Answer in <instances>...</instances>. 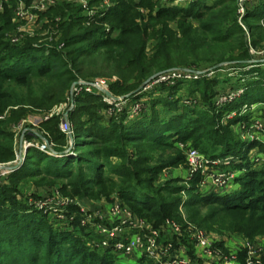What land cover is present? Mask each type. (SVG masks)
I'll use <instances>...</instances> for the list:
<instances>
[{
  "label": "rangeland",
  "instance_id": "obj_1",
  "mask_svg": "<svg viewBox=\"0 0 264 264\" xmlns=\"http://www.w3.org/2000/svg\"><path fill=\"white\" fill-rule=\"evenodd\" d=\"M3 1H6L8 6L13 9L12 19L15 20V25L9 31L10 35L18 37L23 34V30H28L29 26L32 25L33 38L36 40L35 46L37 48L44 49L47 54L55 49L64 51L69 56L67 59L70 62L76 60L78 66L74 67L81 69L82 76H79L73 85L79 81L94 83L98 80L106 84L105 91L92 93V95L101 98L104 106H98V101L91 99L85 102L86 107L82 110H79V96L75 102L69 92L64 95V98H59V88L53 80L37 77L29 86L12 85L16 105L10 107L4 117H0V121L4 130L13 136L14 156L11 159H0V190L1 188L9 190V194L16 203L13 205L10 201L9 203L6 202L5 207L13 209L17 205L19 211V209L27 206V209L25 207L26 210L22 211L21 209V214L35 211L38 212V216H41L39 213H44V206L45 208L48 205L50 206L49 201H52V203L54 201V205L60 203L61 205L58 204V206L64 211L57 215L54 212L47 214L48 223L56 230L70 231L77 234L92 249H96L101 253L112 254L118 264H141V262L143 264H164V261H158L146 255L141 256L140 253L132 256L126 255L100 245L101 235L99 230L103 224L109 223L107 219L109 218L108 211L116 205H119L126 212L124 215L126 219L131 220L129 218H133L137 222H143L142 226L144 227L149 226L159 229L162 236L161 244L175 240L177 243L175 251L184 256L189 263L223 264L221 258L228 257L236 264H247L246 243L252 242L258 246H264V233L256 235L254 238L250 237L246 234V229H240L235 225L237 222L236 215L229 212H218L211 207L199 210L198 206L188 207L186 204L189 199V191L193 190L194 186H196L198 192L204 195L206 192H208L207 194L214 193L213 191H217L219 194L235 191L234 194H236L241 188L238 178L247 171L245 165L235 167V164L245 163L244 158L241 159L237 154L230 153L215 158L211 157L200 150L201 146L196 147V138L181 141L175 132H172L170 136V140L173 141L171 147L149 142H146L142 147L127 146V154L133 159L142 158L143 156L150 158L145 165H143V162L139 163V166L151 168L141 175L140 179L147 178L151 180L157 192L155 195L156 200L166 205L162 216L157 218L134 210L133 207L123 201L120 195L119 177L117 174L110 172L111 166L106 169L105 174L112 177V181L106 186L112 188V191L98 195L95 190H92L87 192L85 196H81L74 194L73 188L68 185L70 177L56 178L46 174L45 170L49 169L50 161L49 159L45 160L44 157L40 158L39 154L42 152L44 156L65 158L67 156L75 157L81 152L86 153L89 150L101 148L103 146L100 144L97 146L78 145L77 140L81 132L78 126L79 121L84 122L87 128L86 131L93 128L91 126H93L94 121H100V125L103 127L110 126L115 120L120 119L123 120L124 124H129L134 119L141 118L150 111L152 112L155 103L158 104L153 109V113L163 118L170 108V105L164 104V102L170 101L176 103L178 112L184 110L189 111L188 113L195 110L208 112L210 118H215V122L213 121L215 124L213 125L221 132V136L230 135L240 142L241 147L245 149L243 153L248 156V162L254 168L264 167V33L260 36L263 40L259 45L250 47L252 59L249 62L241 63L229 59L218 70H213L212 68L215 65L207 63H203L200 69L176 66L153 74V76H156L172 71L181 72L182 76L178 79H172L171 83L155 82L153 79L147 84L146 89L136 95L133 94L146 80L131 93L117 94L114 91L113 83L123 81L124 75L135 77L136 72L133 69H127L128 58L109 59L104 54V48H99V51L93 54L88 50L86 55H72L76 49L86 46L87 43H79L78 39L73 40V38L70 43H66L62 39L63 32L60 24L70 23L73 19L70 15V9H65V15L51 16L49 14L45 15V13L65 4H72L80 8L85 19L75 26L76 29L70 34L73 36L84 32L80 29L82 23L83 27L84 25L88 27L99 24V21H96L97 19L93 22L88 20L87 15L90 9L101 12L106 8H110L107 11L109 13L119 0H58L54 5L43 11L44 15L39 14L33 8L32 21L22 19L23 22L17 18L19 6L23 2L27 10L30 6H34V2L38 0ZM83 1L88 2V9L84 8ZM134 1L139 2L141 0ZM195 1H206L211 4L214 0H157L158 5L155 7L153 14L159 11L160 6L164 9L174 6L188 8ZM260 3L261 0H245L244 11L239 12L238 22L246 30L249 40L252 39V33L248 27V11L255 9ZM4 8L5 6H2L0 11H4ZM143 12L142 23L148 20V11L143 10ZM57 17H62L60 23L56 21ZM260 22L264 25L263 20ZM100 24L102 23L100 22ZM102 26L109 40L119 38L120 30L115 28L116 25L104 21ZM170 26L178 31L175 22H172ZM6 38L10 39L8 34ZM22 41L25 40L22 39L20 42ZM156 42L153 38L147 39V55L154 52ZM193 70L203 72V75L199 78L192 77L189 74L190 71L194 72ZM206 80H215V85L210 86V89L206 91L208 94L213 92L211 99L209 98L212 100L211 102H208L197 90L198 82H206ZM188 86L194 89H188ZM74 103L76 104L74 105ZM244 106H248L249 109L246 108L245 110ZM54 118L58 119L59 129L66 135L64 142L55 140L52 131L48 129L51 127L52 121L56 120ZM67 123L70 127L68 130H66ZM203 142V145L212 143L206 138ZM249 146L250 149H247ZM60 147L63 150L60 151ZM190 148H196L208 160L221 161V163L211 162L208 165L209 167H203L207 168L206 171L200 169L201 171L192 172L187 159V152ZM177 157L182 158L179 165L166 166L160 173L159 171L155 173L153 168ZM228 158L232 160L234 158L237 161L231 160V163H227L225 160H228ZM139 160L142 161L143 159ZM114 162L120 164L121 161L115 157ZM134 164L133 168H136L137 164ZM16 166L18 169L12 171ZM221 173H228L229 177H232L231 182L225 185L215 183L214 180ZM13 174L16 176L25 175V177L15 185L17 182L11 178ZM231 186L236 188H231ZM102 212L106 213L104 218L101 217ZM83 221L85 222L83 223ZM172 222L179 226L178 232L170 227ZM197 230L203 231L215 243L217 255H207L198 246L194 235ZM253 258L263 259L264 256L255 255Z\"/></svg>",
  "mask_w": 264,
  "mask_h": 264
},
{
  "label": "trees",
  "instance_id": "obj_2",
  "mask_svg": "<svg viewBox=\"0 0 264 264\" xmlns=\"http://www.w3.org/2000/svg\"><path fill=\"white\" fill-rule=\"evenodd\" d=\"M157 5V0H119L109 13L96 20L99 24L83 27L82 23L80 29L84 32L73 36L70 34L76 29L75 26L85 19L80 8L65 4L53 8L47 14L65 15V9H70L71 18L74 20L60 24L62 39L66 43H70L72 38L78 39L79 43H87L86 46L76 49L72 55H86L88 50L93 54L97 53L99 48H104V54L109 59L128 58L127 69H133L136 72L135 77L123 74V81L113 83L117 94L131 93L153 77L154 73L176 66L200 69L203 63L217 65L229 59L241 63L249 62L252 59L250 47L258 46L264 39L260 38L264 33V25L260 22L264 21V0H261L255 9L248 11L251 40L238 22L240 0H214L211 4L195 1L188 8L174 6L164 9L159 5V11L153 14ZM4 6V11H0V116L16 105L12 85L29 86L37 77L53 80L57 83L59 98L62 99L79 76H82L81 69L75 68L78 66L76 60L70 62L64 51L55 49L47 54L44 49L35 46V38L26 39L18 45L10 43L6 36L13 27V9L7 2ZM143 10L148 11V20H144V23L141 22L144 18ZM104 21H109L120 30L118 39L107 38L102 26ZM172 22L176 23L178 31L171 28ZM149 38L157 41L151 55L146 53ZM198 85V92L211 102L213 92L208 94L206 91L215 85V80L199 81ZM188 89L194 88L188 86ZM91 99L98 101V106H104L99 96L82 94L78 98L79 110L84 109L85 102ZM157 104L153 105V109ZM164 104L170 105V108L163 118L154 114L152 109V112L134 119L129 124H124L120 119L110 126L103 127L100 121H94L91 126L93 128L88 131L84 122L79 121L81 132L77 140L78 145L100 144L103 147L65 158L44 156V153L40 152L39 157L49 159L51 164L45 173L56 178L70 177L68 185L76 195L85 196L92 190L101 195L112 191V188L106 187L112 177L105 174L106 169L111 166L110 172L119 177L123 201L134 210L153 218L161 217L166 205L156 200L157 192L153 182L147 178L140 179L141 175L151 168L139 166V163L143 162L145 165L150 158L143 156L133 159L127 154L126 147H142L146 142L171 147L173 141L170 136L175 132L181 141L196 138V147L201 146L200 150L211 157L237 154L241 159L244 158L245 163L235 164V167L245 165L247 168L238 178L241 188L236 194L204 195L194 186L193 190L189 191V199L186 202L188 207L198 206L199 210L211 207L218 212H229L236 215L235 225L246 229L248 236L254 238L264 233V167L254 168L248 162V156L243 153L245 149L241 147L240 142L230 135L221 136V132L213 125L215 118H210L208 112H178L175 102L165 101ZM54 119L56 120L52 121L48 129L52 131L55 140L64 142L66 135L60 131L58 119ZM205 138L212 143L203 145ZM14 146L13 136L4 130L0 121V159L13 158ZM248 148L250 149V146ZM115 157L122 163L114 162ZM181 160L180 157L173 158L153 169L155 173H160L166 166L179 165ZM134 163L137 164L136 168H133ZM24 177L25 175L15 174L11 176L12 180L17 182L15 185ZM9 201L13 205L16 203L9 190L1 188L0 264H118L112 254L92 249L77 234L54 229L46 219L47 214L39 213L41 216H38L35 211L21 214V209L26 210L27 206L19 211L17 205L13 209H7L5 204Z\"/></svg>",
  "mask_w": 264,
  "mask_h": 264
},
{
  "label": "built area",
  "instance_id": "obj_3",
  "mask_svg": "<svg viewBox=\"0 0 264 264\" xmlns=\"http://www.w3.org/2000/svg\"><path fill=\"white\" fill-rule=\"evenodd\" d=\"M2 2V0H0ZM23 0H21L22 2ZM58 0H38L34 2V6H30L27 10L25 9V5L22 2L21 6H19L17 10L18 20L22 21V19H27L29 21H32L33 19V11L34 8L38 13L45 11V9L51 7L54 5ZM84 8L88 9V2L83 1ZM244 3L245 0H241L240 3V10L239 12L244 11ZM108 5V4H107ZM3 4L0 5V9L2 8ZM46 9V10H47ZM110 8H106L105 10H102L101 12H98V10L90 9L88 11V20L90 22L95 21L98 18H101L106 15L107 11ZM56 21L60 23L62 21V17H57ZM23 22V21H22ZM58 28V25H57ZM24 37V34H20L18 37H12L10 39V42L12 44L19 43ZM212 73V72H211ZM192 77L199 78L203 75V72H191L190 74ZM181 72H167L165 74L156 75L154 78L155 82H170L172 79H178L180 78ZM190 76V78H192ZM153 81V82H154ZM106 84L105 82L97 81L94 83H89L86 81H79L76 82L71 90L69 91V95L72 97V100L75 102L76 98L78 96H81L84 93H99L101 91H105ZM146 89V88H145ZM111 96V94H110ZM76 103H74L75 105ZM245 110L248 108V106H244ZM249 109V108H248ZM244 116V115H243ZM0 117H4L0 116ZM67 129H70L69 124H66ZM46 147V146H45ZM187 159L189 161L190 167L192 169V172L206 171L203 168L205 166L209 167L208 165L212 163H221V161H213L208 160L205 158V156L198 151L196 148H190L187 152ZM225 160L227 163H231L233 160L236 162L237 159ZM231 161V162H230ZM18 169V167H14L12 171ZM201 169V170H200ZM232 177L225 173H221L217 175L216 179L214 180L215 183H218L219 185H225L227 183L231 182ZM50 206L48 205L46 208L44 206V214H51V212H54L56 215L60 212L62 213L64 210L61 209V207L58 206L60 203H55L57 205H54V201H49ZM74 203V202H73ZM70 204V202H69ZM61 205V204H60ZM72 205V204H71ZM109 213V223L103 224L102 228L99 230L100 232V245L104 248H110L113 249L116 252H121L126 255H135L136 253H140L142 255H146L148 257L154 258L156 260H163L164 264H192L189 263L184 256L179 254L178 251H175V246L177 245L175 240L167 241L165 244H161V232L159 229L149 227V226H142L143 222H137L133 218H129L131 220H128L124 217L125 211L118 205L113 206L108 211ZM104 213V214H103ZM105 212L101 213V217L104 218L106 215ZM85 221H83L84 223ZM170 227L178 232L179 226L172 222ZM127 228L135 229L136 231L130 232ZM140 230L138 231V229ZM195 238L198 246L203 250L205 254L209 255H217L216 246L215 243L201 230H197L195 233ZM247 249V264H264V258H253L255 255L264 256V246L263 245H255L252 242H247L246 247ZM223 264H236L234 261L229 260L228 257L221 258Z\"/></svg>",
  "mask_w": 264,
  "mask_h": 264
},
{
  "label": "crops",
  "instance_id": "obj_4",
  "mask_svg": "<svg viewBox=\"0 0 264 264\" xmlns=\"http://www.w3.org/2000/svg\"><path fill=\"white\" fill-rule=\"evenodd\" d=\"M6 1H3L2 0V2L0 1V4H3V6H4V3H5ZM39 14H43V12H39ZM44 15V14H43ZM45 15H47V13H45ZM12 22H13V25H15V20H13L12 19ZM31 24V23H30ZM29 24V25H30ZM19 31H21L20 29H19ZM24 32H22L23 34H24V37H23V39L24 40H26V39H29V38H33V26L32 25H30L29 26V28H28V30L27 29H25V30H23ZM8 34V36L10 37V39L12 38V37H14V36H12V35H10L9 34V32L7 33ZM7 39V38H6ZM10 39H7L9 42H10ZM22 42H24V41H22ZM22 42H19V43H16V45H18V44H21ZM11 43V42H10ZM15 45V44H14ZM233 186H231V188H232ZM233 188H236V187H233ZM214 193H219V192H215V191H213ZM208 192H206V194H207ZM235 193V191H227L225 194H228V195H232V194H234ZM130 232H133V231H136L135 229H130V228H127Z\"/></svg>",
  "mask_w": 264,
  "mask_h": 264
},
{
  "label": "water",
  "instance_id": "obj_5",
  "mask_svg": "<svg viewBox=\"0 0 264 264\" xmlns=\"http://www.w3.org/2000/svg\"><path fill=\"white\" fill-rule=\"evenodd\" d=\"M222 66H223V63H220V64L215 65L212 69H213V70H218V69H220ZM193 71L196 72V73H199V71H197V70H193ZM154 78H155V76H153V77H151L149 80H147L142 86H140L136 91H134L133 94L136 95V94L142 92V91L146 88L147 84H148L150 81H152Z\"/></svg>",
  "mask_w": 264,
  "mask_h": 264
}]
</instances>
